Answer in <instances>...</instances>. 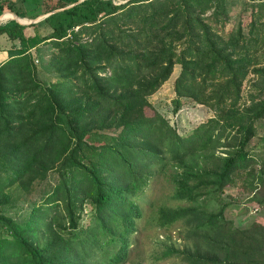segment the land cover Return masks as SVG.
<instances>
[{"label": "trees", "instance_id": "trees-1", "mask_svg": "<svg viewBox=\"0 0 264 264\" xmlns=\"http://www.w3.org/2000/svg\"><path fill=\"white\" fill-rule=\"evenodd\" d=\"M248 1L245 32L225 30L227 0H0V14L28 18L71 4L36 22L0 20L11 41L0 62V264H123L156 174L186 203L155 205L156 224L179 222L185 238L161 240L155 261L264 264V221L235 225L221 201L235 186L234 204L264 205V153L252 142L264 118V0ZM45 41L48 82L30 53ZM175 64L173 111L186 99L213 111L186 133L148 98ZM36 181L38 201L10 213L6 188L31 193Z\"/></svg>", "mask_w": 264, "mask_h": 264}, {"label": "rangeland", "instance_id": "rangeland-1", "mask_svg": "<svg viewBox=\"0 0 264 264\" xmlns=\"http://www.w3.org/2000/svg\"><path fill=\"white\" fill-rule=\"evenodd\" d=\"M121 2L125 0H115ZM248 0H227V18L224 26L225 30L235 28L238 26V22H241L243 31L247 32V23L250 16V6ZM46 13V12H45ZM6 14V13H5ZM6 20L10 16H4ZM28 18V17H27ZM43 19V18H42ZM41 20V19H40ZM259 21H264L262 17ZM29 23V22H28ZM40 28L42 31L47 32L50 28L46 23H41ZM261 38L264 37V29L261 31ZM11 41L4 39V35L0 34V52L2 51L3 57L7 54L6 49L10 46ZM54 50L53 44L50 41H45L37 44L30 49V53L37 64L38 77L48 82L54 78V74L51 69L45 64L47 57ZM258 61L260 64H264V41L260 40L258 50L256 51ZM179 64L174 65V69L170 77L151 95L148 96L149 100L153 103V106L159 110L169 121L173 124L177 130L181 133L188 132L192 127L197 125L201 120H205L208 116L213 114V111L206 105L195 102L191 99L183 100V103L179 110L173 111L172 97L174 96L173 81L177 73L179 72ZM253 73L247 75L243 81V94L247 93L250 82L254 79ZM245 99V98H244ZM98 136H95L97 138ZM255 151L260 154L264 153V118L257 122V132L252 138ZM56 176V174H54ZM168 174H156L151 182L150 186L146 188L144 194L147 199L142 203L144 208V215L139 221V227L134 236V243L131 246L128 260L123 264H185L177 256H171L166 259L155 261L153 254L157 249H160L162 244L161 240L167 239L171 242L182 244L185 242L179 236L181 232V225L179 222L174 223L168 229L160 228L155 221L156 213L155 205L165 202L167 204L186 203L179 199L169 197V193L172 189V184L168 180ZM53 182L54 179L51 178ZM45 185V184H41ZM39 181L35 182V189L31 193L23 191L17 183L11 184L6 189L11 193L13 198V204L9 206V212L15 214L23 213L27 208L30 209L31 201H38L40 191ZM235 186H227L221 197V201H229V204L224 210L225 217L233 219L235 225L246 226L253 221H264V205L263 207H252L247 202H239L237 205L236 197L239 194L236 192ZM234 198V199H232ZM207 210L216 209L219 206V200H200ZM232 202V203H231ZM231 203V204H230ZM85 209L84 215L86 216L87 210L90 208L89 204L85 202L83 204ZM179 231V233H178ZM184 241V242H183Z\"/></svg>", "mask_w": 264, "mask_h": 264}, {"label": "water", "instance_id": "water-1", "mask_svg": "<svg viewBox=\"0 0 264 264\" xmlns=\"http://www.w3.org/2000/svg\"><path fill=\"white\" fill-rule=\"evenodd\" d=\"M78 1H80V0H77V2H78ZM70 5H71V4L66 5V6H64V7L54 8V9H52L51 11H48V12H46V13H43V14L38 15V16L33 17V18L21 17V16H18L17 14H15V13H13V12H11V11H5V12H3V13L0 14V20L5 16V13L8 12V13H10V15H11L10 17H11V18H15V19H17L18 21H20V22H22V23L36 22V21H38V20L44 18V17L47 16L48 14H50V13H52V12H55V11H57V10L63 9V8H65V7H68V6H70ZM22 18H26V20H23Z\"/></svg>", "mask_w": 264, "mask_h": 264}, {"label": "crops", "instance_id": "crops-1", "mask_svg": "<svg viewBox=\"0 0 264 264\" xmlns=\"http://www.w3.org/2000/svg\"><path fill=\"white\" fill-rule=\"evenodd\" d=\"M2 51L0 52V62L3 61L6 57H7V54H5V56L3 57L2 55Z\"/></svg>", "mask_w": 264, "mask_h": 264}, {"label": "bare ground", "instance_id": "bare-ground-1", "mask_svg": "<svg viewBox=\"0 0 264 264\" xmlns=\"http://www.w3.org/2000/svg\"><path fill=\"white\" fill-rule=\"evenodd\" d=\"M23 20H26V18H22Z\"/></svg>", "mask_w": 264, "mask_h": 264}, {"label": "clouds", "instance_id": "clouds-1", "mask_svg": "<svg viewBox=\"0 0 264 264\" xmlns=\"http://www.w3.org/2000/svg\"><path fill=\"white\" fill-rule=\"evenodd\" d=\"M8 18H11V17H8ZM8 18H7V19H8Z\"/></svg>", "mask_w": 264, "mask_h": 264}]
</instances>
